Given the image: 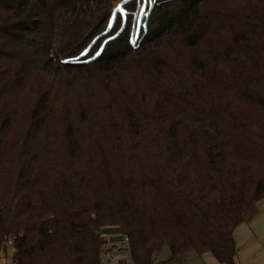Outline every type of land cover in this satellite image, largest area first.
<instances>
[{"label": "trees", "instance_id": "trees-1", "mask_svg": "<svg viewBox=\"0 0 264 264\" xmlns=\"http://www.w3.org/2000/svg\"><path fill=\"white\" fill-rule=\"evenodd\" d=\"M104 1L0 0V249L100 264L116 228L135 264H235L264 197V0Z\"/></svg>", "mask_w": 264, "mask_h": 264}, {"label": "rangeland", "instance_id": "rangeland-1", "mask_svg": "<svg viewBox=\"0 0 264 264\" xmlns=\"http://www.w3.org/2000/svg\"><path fill=\"white\" fill-rule=\"evenodd\" d=\"M126 1V0H105L104 2H101L97 5H94L92 7V10L94 12L98 13L99 19H103L104 15L106 14V9H108L110 6L113 8V11L115 12L117 8L120 7V2ZM142 1V7L139 10V14L141 15L142 12H144L145 5L148 3V8H151L152 6L161 7L162 4H172L175 5V3H178V0H159V2L153 3L152 0H141ZM88 13V12H87ZM97 26H100L101 23H97ZM75 43L74 45H76ZM107 234L111 235L112 237H119V231L116 228H108L105 230ZM251 251V247H248L244 250L243 254H248ZM12 253L13 250L11 246H7L5 250L0 249V264H13L12 261ZM258 258H261V260H258ZM152 264H220L216 261L214 256L211 252H205L203 254H196L194 252H191L189 254H186L184 256L175 258L171 255L170 249L167 244H162L158 250L153 254L151 259ZM235 264H264V252L259 253V256L256 258H253L251 260H247V257H235Z\"/></svg>", "mask_w": 264, "mask_h": 264}, {"label": "crops", "instance_id": "crops-1", "mask_svg": "<svg viewBox=\"0 0 264 264\" xmlns=\"http://www.w3.org/2000/svg\"><path fill=\"white\" fill-rule=\"evenodd\" d=\"M234 240L237 246L236 256L247 257L251 260L264 252V197H262L254 211L249 213L245 221L234 230ZM251 247L248 254L244 250ZM261 260V258H258Z\"/></svg>", "mask_w": 264, "mask_h": 264}, {"label": "built area", "instance_id": "built-area-1", "mask_svg": "<svg viewBox=\"0 0 264 264\" xmlns=\"http://www.w3.org/2000/svg\"><path fill=\"white\" fill-rule=\"evenodd\" d=\"M100 234V264H135L128 235L119 232L117 238L103 232Z\"/></svg>", "mask_w": 264, "mask_h": 264}, {"label": "snow or ice", "instance_id": "snow-or-ice-1", "mask_svg": "<svg viewBox=\"0 0 264 264\" xmlns=\"http://www.w3.org/2000/svg\"><path fill=\"white\" fill-rule=\"evenodd\" d=\"M152 2H153V3H156V2H158V0H152Z\"/></svg>", "mask_w": 264, "mask_h": 264}]
</instances>
